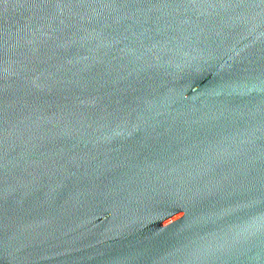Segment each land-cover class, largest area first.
I'll return each instance as SVG.
<instances>
[{
    "label": "water",
    "instance_id": "water-1",
    "mask_svg": "<svg viewBox=\"0 0 264 264\" xmlns=\"http://www.w3.org/2000/svg\"><path fill=\"white\" fill-rule=\"evenodd\" d=\"M0 264H264V0H0Z\"/></svg>",
    "mask_w": 264,
    "mask_h": 264
}]
</instances>
